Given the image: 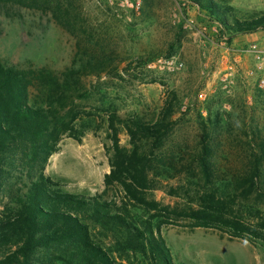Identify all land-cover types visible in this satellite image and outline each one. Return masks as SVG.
<instances>
[{
	"label": "trees",
	"instance_id": "16d2710c",
	"mask_svg": "<svg viewBox=\"0 0 264 264\" xmlns=\"http://www.w3.org/2000/svg\"><path fill=\"white\" fill-rule=\"evenodd\" d=\"M69 2L0 0L51 8L58 23L74 33ZM189 2L220 25L228 45L238 35L264 32V13L240 20L232 16L228 0ZM114 55L79 41L71 65L60 74L0 62V264H135L136 258L141 264H174L162 237L168 223L163 219L169 218L185 217L193 227L220 229L232 238L264 239V90H257L253 106L242 113L199 112L198 144L167 150L177 125L174 93L152 120L122 119L118 108L106 103L100 117L79 108L77 101L90 99L86 79L117 71ZM157 57L138 58L128 71L143 69ZM102 124L113 153L106 190L121 187L133 207L149 217L103 195L64 192L45 174L64 137L82 140ZM123 129L130 149L121 145ZM178 177L185 178L180 191L190 200L184 208L148 199L157 180Z\"/></svg>",
	"mask_w": 264,
	"mask_h": 264
},
{
	"label": "rangeland",
	"instance_id": "374dc122",
	"mask_svg": "<svg viewBox=\"0 0 264 264\" xmlns=\"http://www.w3.org/2000/svg\"><path fill=\"white\" fill-rule=\"evenodd\" d=\"M69 1L74 33L58 23L51 8L0 4V62L60 74L71 65L79 41L97 53L115 54L117 71L86 79L90 99L77 101L79 108L100 117L99 108L106 103L116 106L122 119L138 115L152 120L174 93L179 100L177 125L169 135L167 150L198 144L199 112L206 116L207 108H212L242 113L253 106L257 90H264L259 82L264 73L256 72V59L246 52L251 45L264 50V32L238 35L228 45L220 25L189 0H130L134 5L140 2L139 9L124 7L119 0ZM228 2L232 16L240 20L264 13V0ZM185 18L195 22L193 29H185ZM153 55H158L157 59L145 68L128 71L134 60ZM159 59L174 60L183 67L171 71L166 65H154ZM120 141L127 149L132 147L124 129ZM112 154L108 127L102 124L82 140L64 137L45 174L64 192L85 197L103 195L119 207L126 204L132 213L149 217L148 212L133 207L134 201L130 203L121 187L106 190ZM184 179L157 180L155 188L147 191L148 199L184 208L190 202L180 191ZM163 220L168 223L162 228V237L174 264H264V239L248 241L232 238L220 229L196 228L185 217ZM96 237L101 238L98 233ZM134 262L141 264V259Z\"/></svg>",
	"mask_w": 264,
	"mask_h": 264
},
{
	"label": "built area",
	"instance_id": "2783aa9c",
	"mask_svg": "<svg viewBox=\"0 0 264 264\" xmlns=\"http://www.w3.org/2000/svg\"><path fill=\"white\" fill-rule=\"evenodd\" d=\"M119 1L121 5L124 7H131V8L139 9L141 5L140 2L134 5L133 3L130 2V0H119ZM184 25H185V29H193L195 27V22L191 19L185 18ZM214 32H217V30L214 29ZM246 52L252 54L255 57L256 62L258 64L256 68V72L264 73V50L259 48V46L257 45H251ZM157 64L164 65V66L166 65V67L171 71H173L174 69H181L183 67L182 64L177 66L174 60L159 59L157 60V62H155L154 65H157ZM230 70L232 71V67H230ZM250 74L253 75L254 72H251ZM259 82L261 84H264V75L261 77Z\"/></svg>",
	"mask_w": 264,
	"mask_h": 264
}]
</instances>
